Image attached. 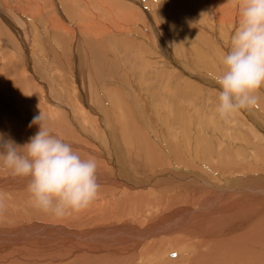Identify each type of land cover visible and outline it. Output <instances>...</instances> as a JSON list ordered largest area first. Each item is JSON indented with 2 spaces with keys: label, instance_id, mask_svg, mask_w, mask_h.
I'll use <instances>...</instances> for the list:
<instances>
[{
  "label": "rangeland",
  "instance_id": "374dc122",
  "mask_svg": "<svg viewBox=\"0 0 264 264\" xmlns=\"http://www.w3.org/2000/svg\"><path fill=\"white\" fill-rule=\"evenodd\" d=\"M238 22L235 0H0V134L23 145L38 131L37 126L29 128V124L41 110L53 133L62 138L81 136L85 140L81 142L82 149L72 145L73 150L82 158L95 159L97 176L105 179L98 182L95 205L91 203L85 210L63 218L33 207L27 185L0 183V201L4 205L0 225L14 221L45 222L82 230L90 226V215L100 208L110 216L122 214L123 218H129L131 212L135 214L131 217H140V226L147 227L150 219L143 215H149L151 209L159 211L171 198L165 197L167 191L153 189L144 193L146 199L138 205L125 204L126 200L139 199L137 192L112 177L114 168L110 160L101 164L91 152L96 144H108L105 126H115L118 131L130 127L133 134L126 136L130 149L140 150L148 136L151 149L162 160L155 170L167 165L178 168L180 164L176 165L174 157L180 155L188 159L190 169L213 171L214 182L223 181L221 173L231 164L239 169L234 176L264 174L259 172L260 167L264 168V134L261 130V135L257 131L255 134L247 127L245 117L248 113L264 123V88L257 93L256 106L222 119L216 112L219 88L209 75L220 74V61L229 49ZM104 25L107 31L99 33ZM80 49L87 51V60ZM112 88L114 95L107 93ZM90 91L97 93L91 97L95 112L85 109L79 98L87 92L90 95ZM51 100L62 104H50ZM49 106L54 112L60 111L57 117L50 114ZM257 113L262 117L257 118ZM82 127L92 137L85 136ZM138 128L145 136H135ZM67 130L71 135L64 134ZM212 161L221 164L215 168ZM245 166H250L253 173L240 171ZM179 167L188 169L186 165ZM10 176L8 170L0 167V180ZM172 204L171 200L167 207ZM220 204L227 206L229 202L225 199ZM73 232L83 235L85 231ZM198 240L199 237L188 241ZM176 241L174 236L161 232L139 247L132 242L110 244L107 238H99L95 244L101 242L106 247L103 251L107 255L104 253L103 258L95 256L87 262L86 250L74 253L64 245L65 250L53 249L55 253L50 255L60 253L55 264H185L173 255L181 249L176 248ZM159 242L165 244L162 252L148 250ZM192 249L187 245L183 250L191 256ZM258 256H254L252 264L260 262ZM237 257L243 258L239 254Z\"/></svg>",
  "mask_w": 264,
  "mask_h": 264
},
{
  "label": "bare ground",
  "instance_id": "6f19581e",
  "mask_svg": "<svg viewBox=\"0 0 264 264\" xmlns=\"http://www.w3.org/2000/svg\"><path fill=\"white\" fill-rule=\"evenodd\" d=\"M152 21L154 22V20ZM67 26L63 25L64 28L69 30L70 26ZM107 28L108 27L106 25L103 27L100 26L98 32L102 33L107 31ZM81 52V56L87 60V51L81 50ZM85 63L88 64L87 61ZM117 83L118 82H116V84ZM49 87L50 86H47L48 90ZM107 91V93H109V91L112 93L114 92V88ZM95 92L90 91V95L87 92L85 96H79L81 101H83L82 105H84V108L88 111L91 110L95 112V108H93V104L91 102V97L97 95ZM93 93L94 95H92ZM114 94L115 92L113 95ZM58 95L61 97L62 93H59ZM98 100H100V98ZM60 102L61 101L55 102L54 100L52 102L51 100L50 104H62ZM32 106L34 105L32 104ZM49 108L47 109L50 114L53 117H57L60 111L56 110V112H54L52 108ZM53 108L57 109L56 106H53ZM156 112L159 113L158 111ZM258 114L259 113H257V118L259 117ZM250 115L246 113V120L248 121L247 127L251 128L254 133L261 130L264 134V128L261 127L264 123L262 122L263 124H260L259 121H256L257 119L255 120V118ZM20 116H22V114H20ZM182 116L183 115H180L179 117ZM261 119L263 121L264 118L262 117ZM129 130H131V128L127 126L120 128L119 131L115 126H112V128L105 126L104 136L109 142L108 144H96V147L92 146L91 152H93V156H97V158L101 160V164H105V162H109L110 160L114 168L112 177L117 181L126 183L125 185L137 192L139 199L137 198L132 202L126 200L125 204L129 206H133V204L138 205L140 201L146 199L144 193H148L153 189H161L167 191L165 197L171 198L173 201V204L170 205L171 207H167L171 200H166L164 206L159 211L151 209V211L148 212L149 215H143L142 213L140 216H147L148 219H150L147 227L140 226L138 224V222H141L140 217H131L135 215L131 212L129 213L131 214L129 218H123L122 214L110 216L106 210H99L100 208L95 209L92 216L90 215V226L86 227V229L81 228L82 230L74 226L70 227V225L69 227H64L60 224H49L45 222L27 224L22 221H14L11 223H3L0 225V264H55L60 260V253L56 252L54 255H50V253L58 249L62 252L65 250L64 246L68 248L70 247L69 251L73 250L74 253L86 250V252L89 253V257L86 261L89 262L93 260L95 256H98L99 258L105 257L106 247L104 248V246L101 245V242L99 245H97L98 243L95 244V241L97 239L99 240V238L100 240L101 238H107V240H110V244L132 242L135 247H139V245H141L146 239L154 237L160 232L164 235H170L176 238L177 241L175 244L179 245L176 248L181 249L180 251L173 253V255L176 256V259L178 258L179 261L185 264L186 262L187 264H252V260L255 261L254 256L256 257L258 254H264V218L261 219V217H264V209H261L262 206L264 207V174L250 173L240 175L235 174L237 176H234V173H237L239 169L232 167L231 164L230 168L228 167V169L226 168V170L222 171L221 175H224L223 181H218V183L214 182L215 179L212 177L214 176L213 171L208 173L206 171L199 172V170L197 172L195 168L190 169L187 167L188 159L180 155L174 157V162L176 165L180 164L179 166L186 165L188 169L181 168L179 166L178 168H171L167 165V168L164 167L155 170L157 162H159L160 159L159 156H157L151 149L152 146L148 136H145L143 131L141 132L140 128H138L135 136L138 134L145 136V140L142 142V148L141 146H137V148L141 149H130L127 143L128 137L126 136L132 135L133 132ZM64 134L71 135L68 130L65 131ZM84 134L85 136L92 137L86 129L84 130ZM71 136L72 137L63 139L65 141L69 140L68 143L71 146L73 145L75 148L77 147L78 149H82L81 142H84L85 140L81 136L74 138L73 135ZM100 139H103L102 135ZM262 141H264V139ZM190 155H193V153H190ZM190 157L193 158V156ZM225 159L228 160V158ZM161 161L162 160H160V162ZM220 162L212 161V166L216 168ZM202 163L200 165L205 164ZM235 163L236 162H234V164ZM202 167L203 166H198V168L201 169ZM260 168L259 172H263L264 168ZM251 170L253 169L250 168V166H245L240 171H247L249 173ZM97 181L105 182V179L102 176H97ZM28 182V178H13L12 176L7 179L0 180V183L11 186L16 184L25 186L28 185ZM225 199L229 202V204L227 206L226 204L225 206H222L220 202ZM97 201L98 199L96 197L93 204L95 205ZM168 201L169 203H167ZM142 206L140 207L142 208ZM231 212H233V214L228 216ZM0 214H2L1 209ZM115 218L121 219L120 222L113 221ZM86 222L89 221L86 220ZM97 222L99 225L94 224ZM76 223L74 222L75 225ZM73 230L85 232L83 235H79L75 234ZM198 237V241H188L192 238ZM83 244L87 245L83 246ZM52 245L54 248H51ZM163 245H165L163 242H159L156 246L154 245L153 247L148 248V250L157 251L159 254L162 252L161 247ZM187 245L194 247V249L191 250V256L186 254L183 250ZM112 246L113 245L110 247ZM33 250L35 251L34 253H32ZM110 251H112L111 248L109 252ZM230 254H233L235 257L230 258L232 256L231 255L229 257ZM238 254L242 255L243 258H236ZM258 257L260 262L258 263L257 259V264H264V257ZM141 263L143 264V262Z\"/></svg>",
  "mask_w": 264,
  "mask_h": 264
},
{
  "label": "clouds",
  "instance_id": "9594fccd",
  "mask_svg": "<svg viewBox=\"0 0 264 264\" xmlns=\"http://www.w3.org/2000/svg\"><path fill=\"white\" fill-rule=\"evenodd\" d=\"M238 27L222 57L220 74L209 73L218 85L216 112L228 119L257 105L264 88V0H235ZM35 115L29 128L38 131L23 145L0 134V167L13 178H28L29 199L37 210L63 218L85 210L99 192L97 162L85 159ZM0 201V209L3 208Z\"/></svg>",
  "mask_w": 264,
  "mask_h": 264
},
{
  "label": "crops",
  "instance_id": "0c3cea01",
  "mask_svg": "<svg viewBox=\"0 0 264 264\" xmlns=\"http://www.w3.org/2000/svg\"><path fill=\"white\" fill-rule=\"evenodd\" d=\"M246 117V116H245Z\"/></svg>",
  "mask_w": 264,
  "mask_h": 264
}]
</instances>
